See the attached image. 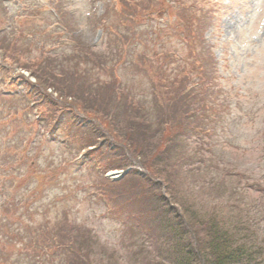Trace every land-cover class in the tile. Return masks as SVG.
I'll use <instances>...</instances> for the list:
<instances>
[{
    "label": "rangeland",
    "instance_id": "obj_1",
    "mask_svg": "<svg viewBox=\"0 0 264 264\" xmlns=\"http://www.w3.org/2000/svg\"><path fill=\"white\" fill-rule=\"evenodd\" d=\"M132 29L156 35L144 78L121 65ZM69 36L97 54L80 64L98 84L80 91L58 69L60 96L32 74L52 76L53 37L78 52ZM188 79L198 97L183 107ZM167 145L178 196L264 245V0H0V264H153L165 245L147 205L162 190L130 159L123 181L108 174L129 146L147 164Z\"/></svg>",
    "mask_w": 264,
    "mask_h": 264
},
{
    "label": "trees",
    "instance_id": "obj_2",
    "mask_svg": "<svg viewBox=\"0 0 264 264\" xmlns=\"http://www.w3.org/2000/svg\"><path fill=\"white\" fill-rule=\"evenodd\" d=\"M124 4L126 5V1H124ZM132 13H134L133 6L127 2L125 14L131 16L133 15ZM28 15L34 17L35 14H27L26 16ZM190 16H194V14H190ZM207 16L208 15H204L203 18L208 19L209 17ZM203 18H198V23ZM192 20L196 22V19L193 17ZM140 34L141 35H138L135 40L130 38L128 39V46L130 47L129 53L125 54L127 55L125 60H122L121 58L120 60L123 61L121 65L127 74L133 76L137 75L138 77L141 76L144 78L146 73L151 70L149 65H154L153 62L158 57L159 52H153V49L149 45V43L152 42V38H156L155 34H152L151 32H148L147 34ZM148 34H151V36H148ZM135 35H137V33ZM67 39H70L72 43H76L75 48L78 49V52L71 50L68 46H64L63 41L60 42V39L53 37L51 43H59L60 46L57 50L54 49L52 51L54 54H52L51 57H48L46 61H44V64L43 62L40 64L41 66H46V69L49 70L47 72L51 73L52 76H48V78L43 79L41 76L42 74H39V67H37V65L34 66L36 73L32 74L40 81L39 85L42 88L47 89L54 87L60 96H62L64 89L61 90V88L55 86V80L59 79H57L53 74V72L58 69H67L66 71L68 72H66L64 80L69 78V80L72 79V81L76 84L79 83V85L77 84V89L80 91L83 88L92 89L91 87L93 85L98 84V82L95 83L93 79H90L92 76L91 72H87L90 69L87 70L85 66L83 68L81 67V64L86 62H91L92 64L94 62L93 59L95 60L96 56L94 57V55L96 53H93V51L90 50L85 43H83L82 38L79 36H69ZM209 54L211 55L210 50ZM43 56L44 55H41V57L36 60L40 61ZM51 63H53L52 67H50ZM205 69L206 72L204 75L206 77H211L212 74L209 72L208 63L205 64ZM143 78H141V80ZM115 79L117 78H111L109 84L114 85ZM180 84L179 86L177 85L178 95H175V99L179 103H183V107H185V102H189L187 105V107H189V104L193 105V99H197L198 95L190 97L191 92H193V88L189 85V79L187 83L185 82V85L182 83V87H180ZM152 88L165 89L164 84L152 85ZM195 103L196 101L194 104ZM81 109L88 111L83 107H80V110ZM106 129H109L110 132H114L113 125L110 123L108 124L107 122ZM201 130L202 128L196 129L197 132H200ZM148 147L152 146L148 145ZM113 148L118 150V144L116 143ZM161 148L163 149L160 151L157 149L152 151L151 154L155 153L156 158L155 160H152L151 163L146 164L141 157L132 151L129 146L128 160H124L123 164L114 165V168H112H129V159L130 162H137L141 168L148 171V175L143 174V176H141L147 181L146 184L150 185L148 183H151L154 185L153 187L160 188L162 190L160 194H153V203L149 201V204L147 205L148 217L154 218L156 214L155 224L161 231L160 236L163 237L162 241L165 245L161 256L157 257V260L154 257L153 264H264V245L257 244L255 232L247 231L251 228V226L243 222L244 220L233 219L232 222L228 223V219L231 218L222 217L215 212H212L214 209L210 212H204L198 208L197 202L189 201V198L184 195H181V198L178 196V185H176V182H178L179 185L183 183L185 184V176L181 170L176 171L173 167L170 169L168 167L169 162L168 164H165V162L169 161V158H167L169 155V146H161ZM166 148L168 151L164 152ZM116 154L121 155V153L118 152ZM177 173L180 175L183 174V181L179 182L178 180H175L177 179ZM129 174L130 173H127L125 176ZM123 178L120 180L123 181ZM120 180L114 181V183H119ZM143 187V189L146 188L144 185ZM257 189L264 192V186H262V184H258ZM16 204L18 205V203ZM230 226H234V230H232ZM31 231L35 234V230L32 229ZM22 240L25 241L24 238H22ZM27 240L30 245L34 244V247L39 248V252L36 254L35 260L40 259L42 250L38 243L41 238L29 235ZM162 256H164L165 259L168 258L172 260V262H166L163 260ZM33 258L34 255H31V260H33Z\"/></svg>",
    "mask_w": 264,
    "mask_h": 264
},
{
    "label": "bare ground",
    "instance_id": "obj_3",
    "mask_svg": "<svg viewBox=\"0 0 264 264\" xmlns=\"http://www.w3.org/2000/svg\"><path fill=\"white\" fill-rule=\"evenodd\" d=\"M164 10V9H163Z\"/></svg>",
    "mask_w": 264,
    "mask_h": 264
}]
</instances>
